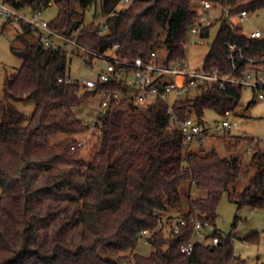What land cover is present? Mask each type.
<instances>
[{
    "label": "trees",
    "instance_id": "obj_1",
    "mask_svg": "<svg viewBox=\"0 0 264 264\" xmlns=\"http://www.w3.org/2000/svg\"><path fill=\"white\" fill-rule=\"evenodd\" d=\"M75 1L80 3L81 19ZM204 1L228 7L231 14L264 8V0H133L129 6L117 9L120 0H101L102 15L116 9V14L107 19L109 32L101 36L97 34L100 24L84 22L86 9L97 0H6L19 10L35 11L55 3L58 15L49 22L52 30L67 37L80 30L78 42L100 53L120 44L121 59L141 57L148 61L151 53L164 43L167 63L187 57L188 31L198 19ZM18 22L22 33L17 38L22 47L12 46V52L22 60V65L13 78L5 81L3 91L0 90V264H122L121 253L134 252L143 230L154 231L151 242L155 250L149 257L135 254L134 261L126 264H248L235 254V237L231 233L214 234L221 239L218 247L198 242L190 254L182 253L180 247L193 237L196 218L191 210L193 206L215 225L217 209L227 192L239 208L264 209L261 142L234 136L235 142L228 146L230 153L244 142L253 146V163L245 167L239 157H221L215 150L188 151L183 132L170 123V113L160 100L148 107L112 101L99 117L93 133L98 139L96 152L93 161L87 163L81 149L72 150V147L78 143L79 135L90 131V126L78 119L74 109L91 94L123 92L124 88L107 82L94 93L86 89L80 96V84L65 82L70 79L68 52L45 48L36 30ZM218 23L219 32L210 45L204 69H232L233 62L225 45L231 41L243 48L246 58L236 55V73L253 71L255 66L254 71L264 75V59H261L264 39L248 37L242 23L225 19ZM212 28L204 32L206 38ZM248 59L254 62L249 63ZM242 90V86L222 89L208 84L196 96L187 95L179 101L175 112L180 120L196 114L204 124L206 109L220 115L234 111ZM26 100L34 104L29 118L18 106V102ZM60 136L63 138L55 142ZM60 167L74 169L80 178L66 180L69 189H74L73 200L79 206L74 216L63 211L57 215L43 213L36 208L42 190L34 186L33 172H51ZM250 168L255 170V175L249 186L238 192L236 182L244 169L248 172ZM185 186L189 189L185 209L188 213L183 214L187 225L180 226L178 234L167 235L156 230L155 213L180 208ZM69 189L64 193L71 198ZM194 192L201 196L193 197ZM61 214L67 220L65 228L55 230L51 240H44V231ZM77 227L81 228V236L73 244L65 230ZM258 237V232H254L245 241L254 243Z\"/></svg>",
    "mask_w": 264,
    "mask_h": 264
},
{
    "label": "rangeland",
    "instance_id": "obj_2",
    "mask_svg": "<svg viewBox=\"0 0 264 264\" xmlns=\"http://www.w3.org/2000/svg\"><path fill=\"white\" fill-rule=\"evenodd\" d=\"M74 6L80 12L78 19H81L82 10L79 1H75ZM101 10V0H97V3L87 8L84 13L85 24L92 22L96 25L103 24L106 20V15H102ZM40 11V19L47 22L55 20L58 15V8L55 3H52ZM34 12L35 10L31 8L20 10V13L27 18H32ZM242 24L245 34L248 35L254 29H259L262 32V38L264 39V8L249 12L248 19ZM219 26L220 23H216L213 26L209 37L204 40L203 45L191 44L188 39L187 59L189 70L196 71L202 69L210 45L213 44L218 35ZM21 33L22 27L20 22H7L0 17L1 91H3L5 81L13 78L22 65V60L12 52V46L18 48L22 47V43L17 38ZM164 38L165 34L160 37V40L163 41ZM72 50L73 49L68 50L69 76L71 81L82 86L80 96H83L87 91L84 87V83L87 80H95L97 78L99 72L104 70L106 60L74 56ZM157 52L161 61L166 59L167 49L164 43H160ZM108 55H110V53ZM253 69L255 70L256 67L254 66ZM163 80L165 82H172L173 77L166 76ZM200 92V88H193L189 96L194 97ZM103 97V94L100 93L91 94L86 102H83L80 106L74 109V113L78 119L83 124L90 126V131L78 136L79 140H84L86 142L85 147L81 150V155L87 163L93 161L96 152L98 139L96 135H93V133L96 132L93 128V124L98 120V112L102 109ZM18 106L29 118L32 114L34 104L31 101L26 100L18 102ZM104 111H106L105 108H103V112ZM223 116L224 115H220L213 109H206L202 120L204 123L203 129H205L207 138L203 142L195 140L190 145H186L187 150L197 152L202 151L203 153L215 150L221 157H239L245 167H250L254 160L253 147L250 149L249 144L244 142L238 146L237 150L230 153L228 146L235 142L234 136H240L254 139L256 142H261V149L264 150V100L258 97L257 90L250 87H243L240 101L229 118L231 121H236L238 123V129L233 130L230 134L231 137H228L222 129V122L224 120ZM62 138V136L56 138L55 142ZM82 171H85V168L82 169ZM254 175L255 170L252 168H250L248 172L244 169L239 180L236 182L235 190L243 192L249 186ZM32 176L34 186L37 189L42 190L38 194V199L36 200V208L38 210H41L43 213H53L54 215H57L59 211H63L64 214H69L70 216H74L78 212L79 206L73 200L76 193L73 188L69 189L70 186L66 183V180L68 179H80L74 169L60 167L51 172L35 170ZM68 189L70 190L71 198L66 197V193H64ZM188 193V186H185L182 190V206L180 208H175V210H171V213L176 215L177 211L183 212L187 209ZM192 195L193 197L201 196V194L197 192H194ZM64 214L60 215L52 227H49L44 231V240H51L55 230L65 228L64 224L67 223V220L63 217ZM237 217L239 218L237 226L234 227ZM216 225L225 236L230 233L234 235L233 247L237 256L246 259L248 264H264V209H254L246 206L239 208L237 203L233 200L231 193L227 192L217 209ZM65 231L66 236L71 243L74 244L79 241L81 236L80 227L71 230L66 229ZM254 232H258L259 234L258 241L254 243L245 241V238ZM154 250L151 241L148 242L144 239H140L134 252H122L119 261L122 264L133 262L135 254L149 257Z\"/></svg>",
    "mask_w": 264,
    "mask_h": 264
},
{
    "label": "built area",
    "instance_id": "obj_3",
    "mask_svg": "<svg viewBox=\"0 0 264 264\" xmlns=\"http://www.w3.org/2000/svg\"><path fill=\"white\" fill-rule=\"evenodd\" d=\"M133 0H120L117 9L129 6ZM116 14V9L106 15V20L100 24L97 34L104 36L109 32L107 19ZM249 13L241 11L237 14H231L228 7H218L210 1H204L200 4L199 17L194 24H192L188 31V39L191 44H204L207 39L204 32L212 28L221 20H228L235 23H243L248 19ZM41 11L34 12L32 18H27L20 13V10L9 5L6 0H0V17L6 21H22L28 24L32 29L36 30L40 35V44L45 48L73 49V55L87 58H99L106 60L104 70L99 72L95 80H87L84 87L87 90H96V88L107 82H114L121 84L124 88L123 92L105 91L103 93L102 106L98 112V120L93 124V128L97 130V123L99 117L103 115V108L107 109L112 101L122 102L124 104L133 103L138 107H148L154 101L160 100L166 104L167 110L170 113V123L178 127L185 136V144L190 145L195 140L201 142L206 140V132L203 129V124L196 114H192L186 119L180 120L175 112L176 104L184 100L190 94L193 88H203L208 84H216L220 88L225 89L230 85L250 87L258 91V97L264 100V75L256 71H245L238 75L236 71L238 67L235 62V57L238 54L242 59H246L242 53L243 48L231 41H226L225 45L229 51V58L233 62L232 69L225 67H215L211 70L202 69L191 71L188 69V59H177L173 62L167 63L166 59L160 60L158 52L153 51L148 61L138 57L134 60L121 59L118 56V49L120 44H115L112 48L104 53L94 51L81 45L78 42L80 30H77L73 37H67L59 34L51 29L49 22L40 19ZM252 39L262 38V32L259 29H254L248 35ZM110 53V55H108ZM261 59H264L262 56ZM249 63L254 62L253 59H248ZM166 76L173 77L172 82H165L163 79ZM63 82V79H59ZM65 82H71L70 79ZM173 100V101H171ZM232 112L227 111L224 114L222 122L223 131L229 135L233 130L238 129V123L231 121ZM86 145L84 140H79L72 150L83 149ZM252 145L250 149H252ZM175 210V209H171ZM171 210H160L155 213L158 221L156 230H163L167 235L174 232H180V226H186L187 220L184 218V213L188 211L173 214ZM195 212V225L193 237L188 243L182 244L180 250L184 254H190L198 242H204L213 247H218L221 239L214 235L216 232H221L217 225L211 223L209 220L203 218L198 213L195 206L191 207ZM154 231L143 230L141 232V239L151 241Z\"/></svg>",
    "mask_w": 264,
    "mask_h": 264
},
{
    "label": "water",
    "instance_id": "obj_4",
    "mask_svg": "<svg viewBox=\"0 0 264 264\" xmlns=\"http://www.w3.org/2000/svg\"><path fill=\"white\" fill-rule=\"evenodd\" d=\"M91 93H94V90H92Z\"/></svg>",
    "mask_w": 264,
    "mask_h": 264
}]
</instances>
